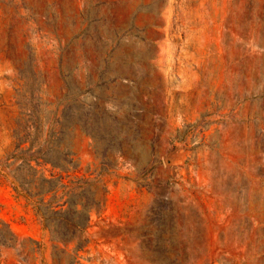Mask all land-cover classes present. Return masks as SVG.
Returning a JSON list of instances; mask_svg holds the SVG:
<instances>
[{"label":"rangeland","instance_id":"rangeland-1","mask_svg":"<svg viewBox=\"0 0 264 264\" xmlns=\"http://www.w3.org/2000/svg\"><path fill=\"white\" fill-rule=\"evenodd\" d=\"M20 138L72 152L38 169L93 205L82 264H264V0H0V160ZM21 165H0V264H43L29 238L76 264Z\"/></svg>","mask_w":264,"mask_h":264},{"label":"trees","instance_id":"trees-1","mask_svg":"<svg viewBox=\"0 0 264 264\" xmlns=\"http://www.w3.org/2000/svg\"><path fill=\"white\" fill-rule=\"evenodd\" d=\"M26 141V138H20L13 151L3 156L0 160V165L10 167L11 164L21 160L22 167L9 170L6 172V175L12 177L15 189L24 194L34 204L37 213L40 214L43 221V228L45 231H48L49 241L52 243V248L54 249L52 257H56L55 249L60 248V242L65 245V248H60V252L72 258L76 264H82L80 261V251L90 243L88 228L90 211L93 205L72 201L70 198L65 202L58 203L59 197H61L59 194L60 188L58 185H52L46 188L45 182H51L52 179L48 178L44 171L42 172L38 169V166L50 163L53 167L68 170V167L56 162L53 155L56 153L57 156L60 155L64 161L69 163L72 161V152L68 149L55 148L51 145H39L36 147L31 144L25 147L23 144ZM10 160H12V163H9ZM33 161H35V164L32 163ZM25 167H28L32 172L24 174L23 169ZM39 172V177H37ZM28 176H31L30 180H26ZM62 180V176L57 179L61 183L65 194H72L77 188L83 187L84 185H92L95 181H99L97 179L95 181L78 179L77 182L70 180L68 184H65ZM26 184L27 186H25ZM21 186L22 190L19 189ZM47 194H52L48 200L45 199ZM80 203H82V208H79ZM57 221L64 226H54ZM0 223L4 225L0 226V245L16 247L17 236L12 232L6 222L0 219ZM29 240L36 244V247L31 250L34 253H40L42 255L41 261L45 264L43 257L45 244L33 238H29ZM71 242H76L72 250L68 246Z\"/></svg>","mask_w":264,"mask_h":264}]
</instances>
